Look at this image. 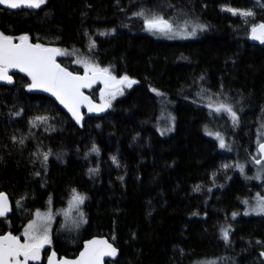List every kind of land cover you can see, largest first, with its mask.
<instances>
[{"label":"trees","instance_id":"trees-1","mask_svg":"<svg viewBox=\"0 0 264 264\" xmlns=\"http://www.w3.org/2000/svg\"><path fill=\"white\" fill-rule=\"evenodd\" d=\"M142 10L205 27L197 40L158 41L135 15ZM261 22L264 0H47L35 11L0 8V33L66 50L59 61L70 71L83 73L76 61L87 59L137 81L103 114L84 112L82 127L30 91L27 75L0 86V192L14 208L3 218L16 229V217L49 208V199L60 209L75 189L87 197L88 219L79 235L55 232L60 256H75L86 238L107 236L119 249L107 264H264V215L232 216L244 200L264 194V175L261 182L246 178L257 167L253 157L260 159L256 137L264 125V49L248 42ZM97 90L86 93L98 102ZM209 97L214 105L236 104L238 125L211 111ZM169 109L175 131L164 137ZM223 114L228 126L218 124ZM38 116L47 123L33 128ZM206 130L224 133L237 153L221 151ZM244 163L247 175L237 167ZM223 228H230L227 242Z\"/></svg>","mask_w":264,"mask_h":264},{"label":"snow or ice","instance_id":"snow-or-ice-1","mask_svg":"<svg viewBox=\"0 0 264 264\" xmlns=\"http://www.w3.org/2000/svg\"><path fill=\"white\" fill-rule=\"evenodd\" d=\"M47 0H0V5H5L10 9H18L22 6L32 9H39L44 5ZM226 11H230L233 15H241L243 17L254 16L252 11H241L238 9L227 8ZM135 15L144 18L146 30L152 33H159L161 35L171 38L174 35H180L181 33L176 31L173 22L169 19H165L162 15L149 14L146 16L142 10L135 13ZM191 22H186L183 29L187 36H194L197 29L204 30V25L192 24V31H187V26ZM104 35V33H102ZM251 38L253 40H259L264 43V23L257 26H253L251 29ZM19 42H14L13 37L0 33V81H4L8 84H12L13 76L9 74L10 69H16L19 72L25 73L31 79V83L28 85L29 90L41 89L46 92H50L55 96L59 102L64 105L65 108L71 112L72 116L79 123L83 117L80 113L81 106H87L89 112H101L106 107L110 106V100L105 99L102 105L93 104L88 96L82 91L91 86L98 80L104 84L105 92L101 93L102 98L107 96L115 98L117 94H122V85L131 87L137 81L130 79L128 76L117 78L112 75L108 68H100L94 63H90L87 59L77 60V64H82L85 69L83 76L74 74L68 71L66 68L61 67L56 61L57 56H64L68 53L66 50L59 48L45 47L40 43H31L27 35L20 36ZM95 47V42L90 44L91 48ZM155 92L156 90L153 89ZM157 95L162 93L157 92ZM210 103L207 105L216 113H227L233 123L238 125L239 117L233 110L232 106L220 102L213 104L211 97H209ZM19 115V113H16ZM48 117L38 116L32 121V127L35 128L38 124L47 123ZM209 135H215L219 140V146L225 148V140L220 133H208ZM15 140V137H13ZM20 144L24 143V140L19 141ZM230 150V149H229ZM92 152H99V149L93 146ZM43 161L47 162L51 150L41 153ZM258 156L262 159L253 157L256 164L264 163V143L258 145ZM113 162L116 163V158L113 157ZM119 166V165H117ZM225 168L229 165H224ZM240 171H244L243 165H237ZM91 173H95L97 169H90ZM197 186L196 191H199ZM211 191V189H209ZM86 196L72 190L71 200L69 201L68 210H62V214L68 218L72 210L79 212L80 223H87L84 218V213L79 211L80 206L84 204ZM243 203L248 204L245 200ZM11 211V206L8 201V197L0 193V218L6 217ZM257 215H264V197L257 194V205L251 209ZM249 212H245L244 215H249ZM54 213L51 210V199H49V208L47 211L36 210L34 213V219L27 224L22 232L23 242L21 236L7 233L0 235V264H38L42 259V251L45 246L51 245V225L54 221ZM238 213H233V219ZM230 228L221 229L222 238L227 242L229 239ZM117 250L106 240H92L87 243L84 251L80 253L79 258L74 261L67 259H56V253L53 251L47 257V264H104V257H114ZM264 256V252L261 253ZM207 264H216L215 261L207 262Z\"/></svg>","mask_w":264,"mask_h":264},{"label":"rangeland","instance_id":"rangeland-1","mask_svg":"<svg viewBox=\"0 0 264 264\" xmlns=\"http://www.w3.org/2000/svg\"><path fill=\"white\" fill-rule=\"evenodd\" d=\"M225 9H227V8H224L223 10L226 11ZM227 12H230V11H227ZM230 13H232V12H230ZM186 22H191L187 26V31L188 32H191L192 31V26H191L192 24H197L195 21H192V20L179 21L176 24H173L174 25V28L176 29V31L180 32L181 34L180 35L171 36V38H169L167 36H164V35H161L159 33L149 32V31L146 30V27H145L144 31H145L146 34H148L152 38H154V39H156L158 41H164V42H187V41H193V40L199 39L201 37L202 32H203V30H200V29H197L196 30V33H195L194 36H187V38H185L186 33H184L183 29L185 27ZM102 33H104V35H102ZM112 33L113 32H108V31L107 32H100L99 35L100 36H107V35H110ZM78 65H80L82 67L83 73H85V69L82 66V64H78ZM121 87L123 89L122 94H117L115 96V98H110V97H107V96H105V97L102 98L101 93L102 92H105V88H104V86H100L98 88V90H97V99H98V102L102 105L104 103V100L105 99H109L110 100V105H111V103L113 101H115L117 98L123 96L126 93V91L131 88V87H127L126 85H122ZM227 104L231 105L233 109L236 108V106H235L236 104H234V103H227ZM174 105L175 104H173V106ZM107 108L108 107H106L105 109H107ZM226 117H227L226 114H223V115L220 116V118L218 120L219 126L220 125L228 126L231 123L230 120L226 121ZM163 121H164V123L167 126L160 127V129H159L160 134L162 136H164V137H167V136L172 135L174 133V131H175V119L172 116V112L170 111V109H169V113H166V112L163 113ZM209 132H211V133H220V132H218V131H212V130H206V136L209 139L215 141L221 151L226 152V153H231V151H233V153H237L236 149L234 148V145H232L231 141L225 137L224 133L221 132L220 134L223 136V138L225 140L226 147L225 148H221L219 146V140L215 137V135H209L208 134ZM258 133L259 134L256 137V144H257V146L259 145V143H261V142L264 141V125H261ZM226 165H229V167H230V166H232V163L229 162ZM243 166H244V171L242 173L244 175H247L248 174L247 173L248 172L247 171L248 164L244 163ZM256 166L257 167L254 170V172L251 174V176H249V177L247 176L246 178L247 179H250L252 181L261 182L263 180V175H264V165L263 164H256ZM260 196L261 197H264V194L263 195H260ZM246 200L248 201V204L243 203V208L238 213V216L239 217H257V216H263V215H257L255 212H252L251 211V209L255 208L256 205H257V197H253V198H250L249 200L248 199H246ZM84 204H85V202H84ZM83 205L80 206L79 211H82L84 213V218L87 220L88 219L87 218V213H86V210H85V208H84ZM68 208H69V201L67 202L66 207L63 208V209H61V208L60 209H54V208L52 209V207H51L52 212L55 214L54 215V221H53V223L51 225V238L53 236V230L55 229V224L56 223H58V227H59L60 230H63L65 232H69V233H74L75 235H79L80 232H81V230H82V228H83V226L86 224V223H80L79 222L80 221V218H79V212L77 210H72L70 212L69 217L66 218L62 214V210H68ZM47 210L48 209H46L45 211H47ZM245 212H249L250 214L249 215H244ZM76 244L77 243L73 242V245H76ZM49 246L50 245L45 246V248H47ZM44 249H43L42 254H41L42 255V259L38 262V264H41L42 261H43ZM210 261H215L216 264H220L222 260L221 259H217V258L204 259V260L197 261L194 264H207V262H210ZM30 264H31V262H30Z\"/></svg>","mask_w":264,"mask_h":264},{"label":"water","instance_id":"water-1","mask_svg":"<svg viewBox=\"0 0 264 264\" xmlns=\"http://www.w3.org/2000/svg\"><path fill=\"white\" fill-rule=\"evenodd\" d=\"M0 8L5 9V10H8V11H15V12H16V11H20V10H31V11H35V10H37V9L27 8V7H24V6H22L21 8H18V9H10V8L6 7L5 5H0ZM261 23H264V22H261ZM261 23H259V24H261ZM259 24H258V25H259ZM256 26H257V25H256ZM13 40H14V39H13ZM14 42H17V43H18L19 41H15V40H14ZM30 42H31V41H30ZM248 42H249L250 44H252V45H255V46H258V47L264 49V43H261L259 40H253V39L251 38V32H250L249 37H248ZM31 43H32V42H31ZM33 44H35V43H33ZM50 48H57V47L50 46ZM59 58H60V56H57V57H56V61H57V63H59V64L61 65V67H64V66L60 63ZM64 68H66V67H64ZM66 69H67V68H66ZM67 70L70 71L69 69H67ZM71 72H72V71H71ZM73 73H74V72H73ZM9 74L12 75V76H14L15 74H24V75H26L25 73L19 72V71L16 70V69H10ZM74 74L81 75V76L84 75V73H74ZM29 78H30V77H29ZM13 80H14V78H13ZM9 85H11V84H8V83H6V82H4V81H0V86H9ZM100 86H104V84H103L101 81L98 80L96 83H94V84L91 86V88H86V89H83V90H82V91L84 92V94L90 98V100L93 102V104H96V105H101V104H100L99 102H97L96 100H94L89 94H87L86 91H90V90L96 89V88H98V87H100ZM31 91L34 92V93H38V94H41V95L47 96V97H49L50 99H52L54 102H56V103L59 105V107H60V108H61V109H62V110H63V111H64V112H65V113L71 118V120H72V121H73L78 127H82V124H83V121H84V112H87V113L92 114V115H101V114H103V112L105 111V110H104V111H101V112H96V111L89 112L87 106H81V108H80V113H81L83 119L78 123V122L76 121V119L72 116L71 112H69L68 109L65 108L64 105H62V104L59 102V100H58L55 96H53L50 92H46V91H43V90H41V89H33V90H31ZM261 143H264V141L261 142ZM257 150H258V146H257ZM260 159H262L261 156H260ZM0 193H3V194H5V195L8 197V201H9V204H10V206H11V211H12V201H11L10 197H9L6 193H4V192H0ZM11 211H10L7 215H9V214L11 213ZM92 240H106L108 243H110V244H111V245L117 250V253H116V255H115L114 257H108V256L104 257V264H107L108 262H114V261L117 260V258L119 257V249L115 246V244H114V243H113V242H112L107 236H94V237H91V238L85 240L84 243H83V245H82L81 250H80L79 253H78L76 256H74V257H67V256H61V257H60V256L58 255L57 251L54 250V249L51 250V252L54 251V252L56 253V259H57V260L67 259V260H69V261H74V260H77V259L79 258L80 253L84 251V248H85V246L87 245V243H88L89 241H92ZM51 252L49 253V255L51 254ZM47 257H48V256H47ZM45 264H47V259H46Z\"/></svg>","mask_w":264,"mask_h":264},{"label":"flooded vegetation","instance_id":"flooded-vegetation-1","mask_svg":"<svg viewBox=\"0 0 264 264\" xmlns=\"http://www.w3.org/2000/svg\"><path fill=\"white\" fill-rule=\"evenodd\" d=\"M52 207V209L54 208V206H51ZM66 207V205L65 206H63L61 209H63V208H65ZM13 202H12V211H13ZM48 209V208H47ZM55 209V208H54ZM46 209H43V210H40V211H45ZM11 211V212H12ZM34 213L35 212H33L30 216L28 215V216H26V217H16L15 219H17V221H18V225H17V228L16 229H14L13 228V223H12V221L10 220L11 218L10 217H8V218H3V219H6L5 221H3V223L5 224V228H4V230H3V233H1L0 235H4V234H7V233H12L13 235H17V236H21V240H22V242H23V236H22V232H23V230H24V228L27 226V224L31 221V219H34L35 217H34ZM9 215H11V213L9 214ZM60 219V218H59ZM57 231H60V229H59V227H58V223H56L55 224V229L53 230V236H52V243H51V245L49 246V247H47V248H45L44 249V256H43V261H42V263L41 264H45V262H46V259H47V256L49 255V253L51 252V250H56L55 249V246H54V243H53V238H54V235H55V232H57ZM85 240H87V238L86 239H84L83 241H82V244H81V246H80V248L77 250V252L75 253V256L79 253V251L81 250V248H82V245H83V243H84V241ZM58 253V252H57ZM59 255V254H58ZM60 256V255H59ZM62 256H64V255H62ZM61 257V256H60ZM74 257V256H73Z\"/></svg>","mask_w":264,"mask_h":264}]
</instances>
